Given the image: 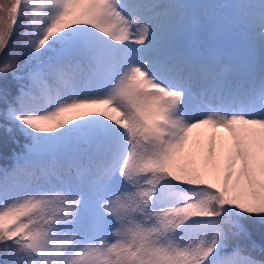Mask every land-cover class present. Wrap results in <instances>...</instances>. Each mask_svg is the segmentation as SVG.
Here are the masks:
<instances>
[{"label":"snow or ice","instance_id":"6c2138e0","mask_svg":"<svg viewBox=\"0 0 264 264\" xmlns=\"http://www.w3.org/2000/svg\"><path fill=\"white\" fill-rule=\"evenodd\" d=\"M0 129V264H264V0H0Z\"/></svg>","mask_w":264,"mask_h":264},{"label":"trees","instance_id":"16d2710c","mask_svg":"<svg viewBox=\"0 0 264 264\" xmlns=\"http://www.w3.org/2000/svg\"><path fill=\"white\" fill-rule=\"evenodd\" d=\"M197 11H200V9H197ZM204 11H207V10L205 9ZM5 135H7V134L3 131V129H0V137H3ZM13 135H16L20 139L21 145L25 142L24 141V137L22 135H20L19 133H13ZM12 149H15V150L19 151L20 150V146L13 145V144H9V150H8V154L9 155H10V152H11ZM10 163H11V160L10 159H0V166H3L5 164H10Z\"/></svg>","mask_w":264,"mask_h":264},{"label":"rangeland","instance_id":"374dc122","mask_svg":"<svg viewBox=\"0 0 264 264\" xmlns=\"http://www.w3.org/2000/svg\"><path fill=\"white\" fill-rule=\"evenodd\" d=\"M206 1H207L206 5H210L212 2L213 3L211 5H221L220 4L221 0H206ZM182 2H184V0H182ZM240 2H238V4ZM206 10H207V12H212L213 14L218 15V16H225L226 15V10H224V9H206Z\"/></svg>","mask_w":264,"mask_h":264},{"label":"water","instance_id":"95a60500","mask_svg":"<svg viewBox=\"0 0 264 264\" xmlns=\"http://www.w3.org/2000/svg\"><path fill=\"white\" fill-rule=\"evenodd\" d=\"M205 0H185V3L194 5H203Z\"/></svg>","mask_w":264,"mask_h":264},{"label":"bare ground","instance_id":"6f19581e","mask_svg":"<svg viewBox=\"0 0 264 264\" xmlns=\"http://www.w3.org/2000/svg\"><path fill=\"white\" fill-rule=\"evenodd\" d=\"M241 0H221V5H223V4H231V3H233V4H238V2H240ZM226 12H227V10H226Z\"/></svg>","mask_w":264,"mask_h":264}]
</instances>
